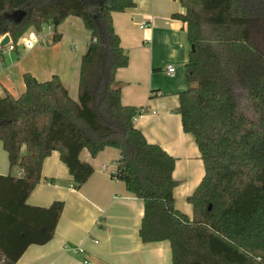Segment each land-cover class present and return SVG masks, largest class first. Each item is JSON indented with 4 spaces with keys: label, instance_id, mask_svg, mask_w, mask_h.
I'll return each mask as SVG.
<instances>
[{
    "label": "trees",
    "instance_id": "trees-1",
    "mask_svg": "<svg viewBox=\"0 0 264 264\" xmlns=\"http://www.w3.org/2000/svg\"><path fill=\"white\" fill-rule=\"evenodd\" d=\"M180 2L185 11L173 16L191 48L177 111L205 167L187 197L192 217L175 203V158L135 126L141 109L122 103L116 74L129 55L113 13L134 0H0V40L9 34L14 47L31 27L51 25L58 42L56 29L70 16L91 32L77 100L59 76L39 81L30 73L22 94L0 96V140L20 170L0 174V264H18L29 246L54 237L65 202H28L45 159L57 151L79 189L94 172L81 151L95 157L106 147L120 150L115 178L144 202L141 239L169 241L173 264H264V0ZM16 11L27 12L20 23Z\"/></svg>",
    "mask_w": 264,
    "mask_h": 264
},
{
    "label": "crops",
    "instance_id": "crops-1",
    "mask_svg": "<svg viewBox=\"0 0 264 264\" xmlns=\"http://www.w3.org/2000/svg\"><path fill=\"white\" fill-rule=\"evenodd\" d=\"M134 2L133 7L113 13L114 28L129 55L128 65L116 74L122 88V103L141 109L135 126L148 142L160 145L175 158L173 177L178 180L175 203L192 217L193 206L187 197L202 180L205 167L195 138L183 131L177 111L179 93L187 85L185 65L191 47L185 24L173 15L185 9L180 0ZM142 24L148 26L144 28ZM56 31L62 36L58 42L52 40L55 32L52 28L44 35L46 42L39 40L27 47V42L40 35L31 27L16 47L10 38L12 50L1 47L0 91L4 89L14 96L22 94L25 73L39 81L57 75L70 97L78 99L81 61L90 44L91 32L74 16L66 18ZM5 52H9L7 57ZM170 64L176 68L173 76L166 69ZM119 157L120 150L114 147H106L95 157L83 149L80 158L90 162L94 172L79 189L74 187L68 167L57 151L45 159L42 181L28 202L47 207L62 200L64 210L54 237L46 244L29 246L18 264H173L169 241L141 239L144 202L129 193L123 181L111 176ZM8 173L19 175L20 170L11 169L0 140V174ZM66 245L71 248L66 249ZM78 246L84 248L82 254L74 250Z\"/></svg>",
    "mask_w": 264,
    "mask_h": 264
},
{
    "label": "built area",
    "instance_id": "built-area-1",
    "mask_svg": "<svg viewBox=\"0 0 264 264\" xmlns=\"http://www.w3.org/2000/svg\"><path fill=\"white\" fill-rule=\"evenodd\" d=\"M147 26H148V24H142V25H141V27H144V28L147 27ZM45 29H52V26H51V25H50V26H45V27H44V30H45ZM45 38L47 39V37H43V36L33 37V38L31 39V41H29V42L26 43V46H27V47H30V46H32V44L38 42L39 40L45 39ZM6 47H8V50H12V49H13L12 47L9 46V43L6 45ZM166 69H167L168 74L171 75V76H173V75L175 74V72H176V68H175V66L172 65V64L168 65ZM1 85H2V84H1V82H0V86H1ZM141 112H142V111H141ZM136 117H137V116H136ZM136 117H134L133 120H135ZM104 168H106V166H105ZM115 174H116V170L113 171V172L111 173L112 178H115ZM115 179H116V178H115ZM95 242H97V241L95 240ZM65 248H66V249H70L71 247H70L69 245H66ZM74 250L77 252V254H82V253L85 251L84 248H82V247H80V246L75 247ZM86 263H87V264H90L89 262H86Z\"/></svg>",
    "mask_w": 264,
    "mask_h": 264
},
{
    "label": "water",
    "instance_id": "water-1",
    "mask_svg": "<svg viewBox=\"0 0 264 264\" xmlns=\"http://www.w3.org/2000/svg\"><path fill=\"white\" fill-rule=\"evenodd\" d=\"M26 16H27L26 11H16L13 14H11V18L14 23H20ZM10 38H11L10 35L6 34L0 40V47H5L10 42Z\"/></svg>",
    "mask_w": 264,
    "mask_h": 264
},
{
    "label": "rangeland",
    "instance_id": "rangeland-1",
    "mask_svg": "<svg viewBox=\"0 0 264 264\" xmlns=\"http://www.w3.org/2000/svg\"><path fill=\"white\" fill-rule=\"evenodd\" d=\"M46 31H42V32H40V35L39 36H43V37H46V36H44L47 32H49L50 31V29H45ZM28 33V32H27ZM50 38V37H49ZM43 40V42H46L47 41V39L45 38V39H42ZM42 40L40 41V42H42ZM20 48V47H19ZM8 53L9 52H5V56L7 57L8 56ZM16 55H17V53L15 52L14 53V57H16ZM2 61V56H0V62ZM0 93H1V95L0 96H4L5 94H6V92L4 91V89H1V91H0Z\"/></svg>",
    "mask_w": 264,
    "mask_h": 264
}]
</instances>
